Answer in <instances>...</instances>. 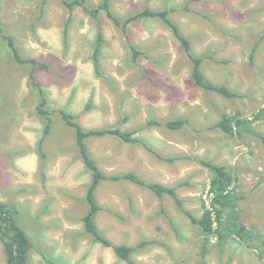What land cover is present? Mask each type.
I'll list each match as a JSON object with an SVG mask.
<instances>
[{
  "label": "rangeland",
  "instance_id": "1",
  "mask_svg": "<svg viewBox=\"0 0 264 264\" xmlns=\"http://www.w3.org/2000/svg\"><path fill=\"white\" fill-rule=\"evenodd\" d=\"M71 1V0H70ZM105 0H86L88 8ZM119 19L146 8L175 9L170 17L205 56L201 72L238 97L195 86L192 63L158 19L134 21L128 40L102 13L71 14L61 0H0V202L15 205L18 225L33 243L27 264H127L84 230L92 173L80 157L70 115L85 131L119 128L137 143L88 138L89 152L109 176L133 172L147 183L177 189L180 208L131 181H103L95 194L96 224L116 245L136 247V264H264V243L253 247L216 236L205 245L199 226L212 173L199 161L226 166L235 178L241 221L264 240V0H107ZM67 29V37L64 31ZM102 43L96 73L94 53ZM5 36L12 38L19 62ZM130 44L143 54L132 60ZM47 111L51 125L40 113ZM258 119L254 134L227 136L211 126L224 115ZM185 118L179 131L150 120ZM149 146L172 163L162 162ZM205 249V254L203 251ZM43 254V255H42ZM0 264H7L0 239Z\"/></svg>",
  "mask_w": 264,
  "mask_h": 264
},
{
  "label": "trees",
  "instance_id": "2",
  "mask_svg": "<svg viewBox=\"0 0 264 264\" xmlns=\"http://www.w3.org/2000/svg\"><path fill=\"white\" fill-rule=\"evenodd\" d=\"M61 1L71 14L76 7H81L88 15L97 20H99V16L102 13H105L106 16L113 21L114 25L119 28L122 33H124L125 37L128 40L130 39L128 34V27L134 21L147 19H158L162 21L168 28L171 29L173 35L179 41L186 57L191 61L193 66L192 79L195 86L207 92H216L217 94H220L221 96L228 99L238 97V94L236 92L231 91L226 86H218L205 79L200 68L203 61L208 59V57H199L192 52V45L190 40L181 33L178 24H176L170 17L171 13L175 12V9L167 8L163 10H151L146 8L142 11L130 15L125 19H119L111 11L110 4L107 0L94 8H88L86 5V0ZM64 37H67V29H65L64 31ZM5 38L8 40V43L13 49L14 55L19 62H29L32 64H36L35 60L20 59L14 48L12 38L9 36H5ZM101 43L102 36L100 35L98 38L97 48L94 53L95 69L96 73L99 75H101V73L99 70L98 55L100 52ZM130 49L132 51V60L134 62H137L138 57L143 53L133 44H130ZM43 105H45V100L41 103L39 110L41 115L45 116L48 121V124L46 125L44 130L45 134H47L51 125V119L47 111L41 109V106ZM63 118L69 126L75 129V140L80 157L82 158L87 169L92 173V181L86 194V202L89 206V211L83 218L84 230L93 238L96 243H100L104 247L111 248L119 260L126 262L127 264H136L132 259L133 253L137 249L145 247L152 242L142 241L136 247L128 246L125 244L116 245L101 234L95 221L96 216L101 210L95 194L98 186L103 181L107 180H127L138 185L146 186L158 197H163L165 195L171 196L180 208H182L183 201L177 195V189L174 187H167L159 183H147L145 181H142L137 176V174L133 172L109 176L99 168L97 162L93 159L89 152L86 140L88 138L113 136L124 142L132 144L137 143L138 141L133 138V134L131 132H124L119 128L85 131L79 124L72 121L73 118L70 115L63 113ZM258 118V115L253 119H247L239 117L235 118L226 114L220 121L213 124L211 126V129H219L229 137H234L236 135L242 136L244 133L254 134L257 136V132H255L253 129V123ZM187 123L188 120L185 118L171 119L165 123L157 120H150L147 126L150 127L153 125H164L168 130L179 131L184 126H186ZM258 136L264 143V136ZM146 148L162 162L172 163L174 162V160H176V158L174 157H166L160 154L149 146H146ZM199 162L207 167L208 170H210V172L212 173V178L209 184L210 193H212L213 195L211 208H208L206 205H204V210L200 218H196L191 212L188 211H186L185 214L191 219L192 223L199 226L202 234L206 237L205 245L213 236H216V238L218 239L219 246H223L224 244H226V242L230 238H234L236 240H239L240 242H243L249 248L253 247V244L251 242L255 239L262 240L261 242L264 243V240L261 238L260 234L253 227L249 229L241 221L239 202L242 197L236 191L235 178L232 172L223 165H216L209 161ZM17 213L18 209L15 205H8L0 202V239L4 242L5 245L7 264H27L29 254L34 246L31 239L27 235V232L20 225H18L15 218V215ZM203 254H205V249L203 251ZM43 259L46 264H57L53 259L48 258L45 255H43Z\"/></svg>",
  "mask_w": 264,
  "mask_h": 264
},
{
  "label": "built area",
  "instance_id": "3",
  "mask_svg": "<svg viewBox=\"0 0 264 264\" xmlns=\"http://www.w3.org/2000/svg\"><path fill=\"white\" fill-rule=\"evenodd\" d=\"M212 197H213V195H212V193H210V188H209L208 193H206V195L204 196V200L206 201L205 204L208 208H211Z\"/></svg>",
  "mask_w": 264,
  "mask_h": 264
}]
</instances>
